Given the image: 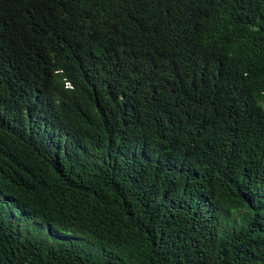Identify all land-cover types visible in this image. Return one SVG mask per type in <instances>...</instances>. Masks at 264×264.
I'll list each match as a JSON object with an SVG mask.
<instances>
[{
	"label": "trees",
	"instance_id": "trees-1",
	"mask_svg": "<svg viewBox=\"0 0 264 264\" xmlns=\"http://www.w3.org/2000/svg\"><path fill=\"white\" fill-rule=\"evenodd\" d=\"M0 264H264V0H0Z\"/></svg>",
	"mask_w": 264,
	"mask_h": 264
},
{
	"label": "rangeland",
	"instance_id": "rangeland-1",
	"mask_svg": "<svg viewBox=\"0 0 264 264\" xmlns=\"http://www.w3.org/2000/svg\"><path fill=\"white\" fill-rule=\"evenodd\" d=\"M25 229H28V230L31 232L30 234L34 233V231H35L33 225H31V226H26ZM41 236H42V234H41ZM43 236H44V235H43ZM43 236H42V237H43Z\"/></svg>",
	"mask_w": 264,
	"mask_h": 264
},
{
	"label": "clouds",
	"instance_id": "clouds-1",
	"mask_svg": "<svg viewBox=\"0 0 264 264\" xmlns=\"http://www.w3.org/2000/svg\"><path fill=\"white\" fill-rule=\"evenodd\" d=\"M64 86H67L68 84H66V82L63 83Z\"/></svg>",
	"mask_w": 264,
	"mask_h": 264
}]
</instances>
